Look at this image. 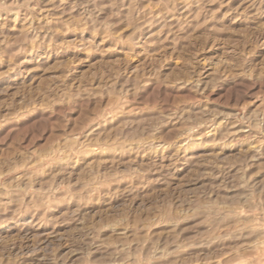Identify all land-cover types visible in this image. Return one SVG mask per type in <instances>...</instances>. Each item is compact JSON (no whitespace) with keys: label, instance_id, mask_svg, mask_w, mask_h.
Masks as SVG:
<instances>
[{"label":"rangeland","instance_id":"rangeland-1","mask_svg":"<svg viewBox=\"0 0 264 264\" xmlns=\"http://www.w3.org/2000/svg\"><path fill=\"white\" fill-rule=\"evenodd\" d=\"M0 264H264V0H0Z\"/></svg>","mask_w":264,"mask_h":264}]
</instances>
